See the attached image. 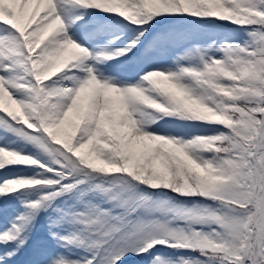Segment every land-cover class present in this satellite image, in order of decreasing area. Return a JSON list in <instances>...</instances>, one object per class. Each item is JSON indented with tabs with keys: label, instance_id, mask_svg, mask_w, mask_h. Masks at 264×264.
Here are the masks:
<instances>
[{
	"label": "snow or ice",
	"instance_id": "obj_1",
	"mask_svg": "<svg viewBox=\"0 0 264 264\" xmlns=\"http://www.w3.org/2000/svg\"><path fill=\"white\" fill-rule=\"evenodd\" d=\"M13 197L0 264H264V0H0Z\"/></svg>",
	"mask_w": 264,
	"mask_h": 264
},
{
	"label": "rangeland",
	"instance_id": "obj_2",
	"mask_svg": "<svg viewBox=\"0 0 264 264\" xmlns=\"http://www.w3.org/2000/svg\"><path fill=\"white\" fill-rule=\"evenodd\" d=\"M221 27L224 34L230 36L243 34L242 30L236 28L235 26L222 25ZM195 134H202V133H195ZM12 174L31 175L32 172L31 170H27V169H17ZM4 175H9V173H5ZM19 207H20L19 201H17L15 197L11 198V200L8 203L3 205L2 210H0V227L7 226L8 221L12 218V216L16 214V211L19 209ZM38 218L36 221V225L33 229V234L30 237V241L25 246V248H30V251L27 250L22 252L23 254L22 259L17 255L13 260V264H15V262L18 261L24 262L23 264H47V260L50 255H54L57 252H65L64 249L57 248L56 244L48 236L47 223L45 217L43 219V222L42 221L40 222V218L39 219ZM159 251L161 255H166V256L174 257L180 254L168 249H160ZM65 254L67 253L65 252ZM27 257L28 259L26 260ZM128 264H148V260L147 259L138 260L136 258H131L128 261Z\"/></svg>",
	"mask_w": 264,
	"mask_h": 264
}]
</instances>
